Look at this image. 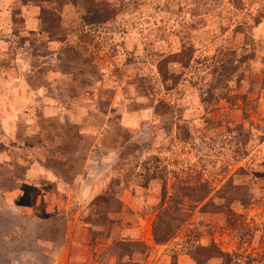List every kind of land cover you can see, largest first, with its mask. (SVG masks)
<instances>
[{
  "label": "rangeland",
  "instance_id": "374dc122",
  "mask_svg": "<svg viewBox=\"0 0 264 264\" xmlns=\"http://www.w3.org/2000/svg\"><path fill=\"white\" fill-rule=\"evenodd\" d=\"M0 264H264V0H0Z\"/></svg>",
  "mask_w": 264,
  "mask_h": 264
},
{
  "label": "trees",
  "instance_id": "16d2710c",
  "mask_svg": "<svg viewBox=\"0 0 264 264\" xmlns=\"http://www.w3.org/2000/svg\"><path fill=\"white\" fill-rule=\"evenodd\" d=\"M101 17H103V16L100 15L99 18H101ZM101 20H102V19H101Z\"/></svg>",
  "mask_w": 264,
  "mask_h": 264
}]
</instances>
